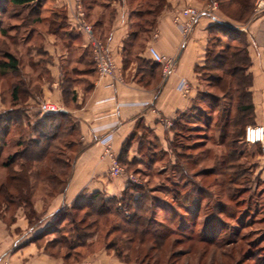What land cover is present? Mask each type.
<instances>
[{
  "label": "rangeland",
  "instance_id": "1",
  "mask_svg": "<svg viewBox=\"0 0 264 264\" xmlns=\"http://www.w3.org/2000/svg\"><path fill=\"white\" fill-rule=\"evenodd\" d=\"M201 2V8L186 5L177 7V10L194 8L199 11L208 10L210 13L219 11L216 0ZM154 6L155 0H140L137 10L144 13ZM14 13L19 16L16 20H11ZM259 14L263 13H255L253 8V15ZM26 16L27 10L9 8L7 14L1 17L0 27L6 33H0V62L5 61L3 53L9 52L17 57L19 70L14 76L0 75V111L23 104L31 95L38 100L39 70H29L27 66L33 61V58L27 57V48L28 45H38V32L30 35L31 28L22 26ZM150 19L142 18L140 23ZM96 40L107 50L101 40ZM172 70L173 66L169 73ZM167 75L162 73L161 77ZM200 77L205 91L213 95L219 94L217 90L208 87V80L204 76ZM143 78V81L149 79L145 76ZM100 79L111 81L110 78ZM111 82L112 85L116 83ZM118 82L122 80L119 79ZM16 85L21 88L18 101L12 99V88ZM36 104L39 108L40 103ZM221 104L227 106V103ZM197 105L200 109L182 118L183 125L164 146L147 136L144 139L138 138L134 141L135 152L131 158L123 157L121 164L116 160L124 175L136 180L137 184L126 182L127 188L135 189L129 195L135 199L141 198V203L148 207L146 215L155 221L152 228L163 234L165 242L140 240L132 235L122 234V224L112 216L100 218L97 223L92 224L95 218L87 210H68L78 221V227L92 234L88 239L90 242L87 241L84 248L68 250L58 243L63 232L56 236L45 235L40 242L45 253L60 258L63 264H264V140L258 144L242 143L237 153L240 151L244 154L232 162L235 166H230L229 153L232 150L225 145L218 146V134L213 128L208 131L199 127L210 118L209 114L211 119L216 118V114L212 117V112H217V103L207 100ZM30 116L32 118L27 120L23 118V126H11L10 135L1 150L0 185H6L8 175L6 169L2 168V162L7 156H13L20 150L15 145L16 141L22 138L27 142L35 140L32 130L42 115L33 112ZM199 118L202 123L198 122ZM253 126L256 125H246L245 129ZM257 126L264 128V124ZM81 150L77 136H67L53 144L44 168L48 176L57 177V187L66 181L65 191L53 193L42 182L35 188L33 186L31 200L35 217L31 222L28 221L30 228L37 227L53 200L66 192ZM112 162L113 156L110 166ZM21 163L23 161L19 159L14 161L13 171H17ZM243 170L248 173H243ZM47 175L42 176L45 178ZM30 183L36 185L33 180ZM10 191L15 194L13 190ZM123 192L115 197L120 199ZM1 197L0 229L4 228V224L12 222L13 216L18 212H22L27 219L28 210L25 205H6ZM117 207L124 216L130 215L131 212L122 205L118 204ZM221 211L224 213L221 214ZM180 216L184 218L183 221ZM179 222L183 226H178ZM65 226L71 228L67 222H62L58 228ZM214 236H219L222 242L209 243ZM100 256L108 260L99 261Z\"/></svg>",
  "mask_w": 264,
  "mask_h": 264
},
{
  "label": "crops",
  "instance_id": "2",
  "mask_svg": "<svg viewBox=\"0 0 264 264\" xmlns=\"http://www.w3.org/2000/svg\"><path fill=\"white\" fill-rule=\"evenodd\" d=\"M41 2L43 22L36 27L38 50L28 55L34 66H27L29 70L38 69L42 77L38 100L31 96L21 104L24 118L39 113L36 103L59 105L61 112L75 124L82 150L66 192L53 200L37 227L30 228L24 214L18 212L12 222L0 229V264L3 259L10 264H63L60 258L45 253L40 244L45 237L42 234L58 211L70 207L79 197L100 193L110 198L127 188L124 176L109 177L111 159L103 156L105 147H110L114 160L121 161L123 157L131 158L138 138L147 136L162 146L172 139L173 123L200 101L203 85L197 69L205 64L209 29L218 22L232 24L243 33L250 60L248 93L253 108L252 123L247 125L264 124V13L243 25L227 21L215 10L204 14L191 32L184 35L182 26L174 21L177 7L201 8L202 2L164 0L154 28L142 37L135 35L143 18L137 10L140 0H81L91 35L105 44L122 80L110 86L112 82L100 79L94 70L87 37L77 29L68 8L74 4L68 0ZM46 8L63 16V26L57 25L56 17L49 19ZM149 46L173 59V70L164 78L160 65L154 64L153 77L148 75L150 71L138 69V60L152 62L146 51ZM142 75L150 78L140 81ZM21 106L3 108L0 117ZM106 260L99 257V261Z\"/></svg>",
  "mask_w": 264,
  "mask_h": 264
},
{
  "label": "trees",
  "instance_id": "3",
  "mask_svg": "<svg viewBox=\"0 0 264 264\" xmlns=\"http://www.w3.org/2000/svg\"><path fill=\"white\" fill-rule=\"evenodd\" d=\"M207 1V0H200ZM220 13L224 18L231 23L247 24L254 17L253 8L256 0H216ZM164 0H155V6L144 13L139 11V14L143 18L150 17V20H146L145 23L138 24L135 35L142 36L151 31L155 26V18L157 14L163 8ZM9 8H19L21 10H27L26 20L23 21V27L25 25L31 28V33H35L36 27L43 22L41 17L42 2L41 0H0V26L2 24L1 17L6 15ZM49 14V19L53 20L56 17L57 25L63 26V16L49 8H46ZM19 15L14 13L10 19L16 20ZM0 33L5 35L4 29L0 27ZM28 38V37H27ZM28 40H31L30 38ZM28 55L38 50V45H28ZM5 61L0 62V75L14 76L19 70L18 59L13 54L7 52L3 53ZM29 58V57H28ZM138 69L148 70V75L153 77L156 75V67L158 65L153 62H147L144 60H138ZM155 64V65H154ZM30 66H34L33 63ZM93 65V64H92ZM250 60L247 54L245 38L243 33L234 25L229 23H216L209 29V43L205 53V64L202 68L197 69L200 76H204L205 80H208V87L219 92L218 95L210 94L209 91H205L200 94V101L202 104L205 101L210 103H217L215 108H218L212 112L216 114V118H210L201 122V118L198 122L202 123L199 126L203 130L214 129V132L218 134V146H226L230 150L229 160L230 166H235L233 161L241 158L244 153H237L241 147H239L244 141V129L247 124L252 123V105L250 103V95L248 88L251 84V77L248 74V68ZM40 78L42 75L39 76ZM150 78V77H149ZM201 78V77H200ZM143 81V75L139 78ZM40 79H38V82ZM18 85L12 88V99L17 100L20 92ZM39 90V83H38ZM33 96V95H31ZM18 101V100H17ZM221 103H227V106H222ZM21 106V104H18ZM200 107L197 105L189 114H193L198 111ZM236 113V116H233ZM6 117H0V157L1 150L7 142V138L10 135V129L13 124H20L23 126L24 111L22 106L18 109L12 110L6 114ZM188 115L185 113L184 116ZM233 116V117H232ZM181 117V118H183ZM28 123H26L27 125ZM187 124V123H186ZM183 125L182 119H179L172 125L174 132L173 136L177 133L179 127ZM35 140L27 142L22 138L16 141V146L20 148L13 156H7L2 162V168L6 169L8 175L6 178V185H0V197L2 196L6 205H25L28 214L27 219L29 222L35 217V212L32 209V196L34 188L39 183L47 185L50 191L53 193H63L65 191L66 181L61 182L57 187L55 184L56 176L47 175L45 167V161L50 157V151L53 148V144L58 142L64 137L77 136L75 124L69 119V116L65 113L59 112L55 116H43L38 119L32 130ZM128 142V141H127ZM126 142V143H127ZM126 143L123 147L126 148ZM23 161L20 164L17 171H13L12 166L14 161ZM14 159V160H13ZM120 164L121 162L118 161ZM39 168V169H38ZM44 168V169H43ZM35 169H37L35 171ZM235 169V168H234ZM50 171V170H49ZM243 173H248L243 170ZM43 174L47 175L48 179L43 178ZM32 180L36 182V185H32ZM47 181V182H46ZM232 182V181H231ZM34 186V188H33ZM136 188V187H135ZM10 190H13L15 194H12ZM134 187L127 188L120 199L116 197L105 198L102 194L96 193L88 195L86 197H79L70 207L64 208L58 211L52 224L46 229L42 236L45 234L57 235L61 234L62 237L58 242L61 246H64L68 250H76L84 248L87 245L88 239L92 237L91 233L85 232V229L78 227V221L69 213V211H81L87 210L91 213L90 216L95 220L92 224L97 223L100 218L114 217L122 224V234L132 235L134 238L140 240H152L158 243L165 242L162 233H157L152 228L155 221L147 217L148 207L141 203V198L135 199L130 192L134 191ZM138 190V189H136ZM1 197V198H2ZM120 204L125 210L129 211L130 215L124 216L117 207ZM1 206V202H0ZM69 210V211H68ZM124 210V211H125ZM224 211H221V214ZM182 221L183 217L180 216ZM62 222H67L69 227L65 226L62 229L58 228ZM79 222H81L79 220ZM178 226H183L182 222L178 223ZM119 228V227H117ZM90 241H88L89 243ZM221 243L222 239L219 236H214L209 240V243ZM92 243H90L91 245ZM89 245V246H90Z\"/></svg>",
  "mask_w": 264,
  "mask_h": 264
},
{
  "label": "built area",
  "instance_id": "4",
  "mask_svg": "<svg viewBox=\"0 0 264 264\" xmlns=\"http://www.w3.org/2000/svg\"><path fill=\"white\" fill-rule=\"evenodd\" d=\"M69 3L72 2L74 6L71 4L68 5V8L72 12V16L75 19V23L77 24V29L84 33L87 37V43L91 54V60L94 67L95 72L100 78H110L111 81L118 82L119 78L116 74L114 61L112 56L105 49L103 44L96 40L91 35V28L84 21V14L81 8L80 0H68ZM254 12L255 13H264V0H257L254 4ZM208 10L199 11L198 9L189 8L184 10H178L175 13L174 21L179 23L182 26L184 35H187L191 32L193 27L196 25L198 20L204 15L209 14ZM151 61L162 66V73L167 75L169 74V69L173 66V59L166 58L163 55L158 54L155 49L151 46L146 49ZM112 86V84H110ZM61 112V108L55 104L49 102H43L39 106V113L42 116H52ZM264 140V128L259 126L247 127L244 131V141L247 144H258L262 143ZM103 156L109 157L112 159V154L110 152V147H105L103 149ZM124 176L126 182L130 184H137L136 180L132 178V176L124 175L122 168H120L116 160L113 159L112 165L109 169V177L111 178H119ZM1 264H10L7 259H3ZM88 264V263H86ZM90 264V263H89Z\"/></svg>",
  "mask_w": 264,
  "mask_h": 264
},
{
  "label": "water",
  "instance_id": "5",
  "mask_svg": "<svg viewBox=\"0 0 264 264\" xmlns=\"http://www.w3.org/2000/svg\"><path fill=\"white\" fill-rule=\"evenodd\" d=\"M62 113H64V112H62Z\"/></svg>",
  "mask_w": 264,
  "mask_h": 264
}]
</instances>
